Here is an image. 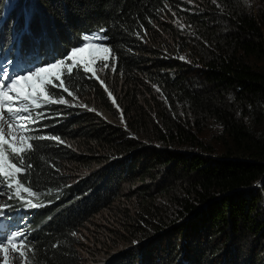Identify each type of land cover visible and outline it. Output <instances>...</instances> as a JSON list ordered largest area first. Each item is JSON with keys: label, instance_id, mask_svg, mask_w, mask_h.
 <instances>
[{"label": "trees", "instance_id": "obj_1", "mask_svg": "<svg viewBox=\"0 0 264 264\" xmlns=\"http://www.w3.org/2000/svg\"><path fill=\"white\" fill-rule=\"evenodd\" d=\"M243 1L25 0V20L16 13L2 23L0 60L19 67L42 54L64 58L84 34L105 30L102 46L125 80L111 90L125 124L93 110L42 109L62 115L32 134L63 143L36 141L25 158L33 165L25 186L37 193L27 199L42 206L4 208L35 248L22 264H85L84 251L113 248L102 264H264V13ZM2 9L0 0V19ZM66 84L78 99H65L112 109L95 79L76 73ZM152 88L158 108L140 98ZM254 105L259 131L246 121ZM209 121L228 139L222 153L202 138ZM104 213L108 224L97 221Z\"/></svg>", "mask_w": 264, "mask_h": 264}, {"label": "snow or ice", "instance_id": "obj_2", "mask_svg": "<svg viewBox=\"0 0 264 264\" xmlns=\"http://www.w3.org/2000/svg\"><path fill=\"white\" fill-rule=\"evenodd\" d=\"M28 31L29 28L25 25L23 32L27 34ZM102 34L103 30L93 36L98 44L94 47L89 59H77L78 53L85 50L77 46L70 49V55L57 61L45 62V66L13 69V60L7 58L0 60V188L11 192L12 195L8 196V199L20 201L22 207L42 206L31 199H25V196L21 194L23 192L31 197L37 195L32 191V186H25L28 182V173L33 167L32 164L26 163V156L35 150L36 141L49 140L58 144L63 143L59 136L32 134L36 131L32 125L38 124L43 119H56L62 115L59 109L48 113L42 109L52 108L53 105L75 106L65 99L64 94L74 100L78 99L75 91L70 90L66 84V80H72L76 73L95 79L107 90V86L97 75V69L93 66L99 61L102 65L101 71L110 68L108 62L112 50L102 46L106 40V36ZM85 47L90 46L85 43ZM97 52H102L103 55H97ZM111 58L114 60V57ZM111 70L114 71L115 68L112 67ZM57 94L59 98H55ZM107 95L111 97L112 94L109 91ZM113 103L115 104L114 99ZM19 177L24 178V183L20 182ZM8 207L12 206L8 205ZM5 215L6 211L0 208V216ZM14 241H18L19 246ZM26 241L27 234L22 229L0 238L4 264L8 261L9 247L22 260L28 254L35 252V248L30 242L26 244ZM57 246L53 245V247Z\"/></svg>", "mask_w": 264, "mask_h": 264}, {"label": "rangeland", "instance_id": "obj_3", "mask_svg": "<svg viewBox=\"0 0 264 264\" xmlns=\"http://www.w3.org/2000/svg\"><path fill=\"white\" fill-rule=\"evenodd\" d=\"M239 1L242 2L243 0H239ZM243 2L245 3V5H247V7L249 9H252L256 15L264 13V2L262 0H244ZM24 3H25V0H4V6H3V14L4 15H3L2 22L5 21V17H4L5 14L7 13V15H10L12 12H18V15L23 17L22 20L23 19L25 20L24 15H27V14H25V13H27V11H26V9L24 10V7H23ZM0 22H1V20H0ZM96 45L97 44L90 45V47H82L85 50L81 53H78L77 59H89L90 54L92 53V51ZM96 54L97 55H103L102 52H97ZM67 55H70V53H68ZM108 63L110 65V68L104 69L103 71L100 70L102 68V65L99 63V61H97L96 64H94L93 66L97 69V75H99L100 79L103 80L105 85L107 86V90H105L104 88L103 89L106 92H109V91L111 92V90H113V87H115V85L120 87L125 80H122V78H120V81H118L119 75L117 76V73L115 71L111 70V68L114 67L111 58H110ZM198 89L201 90L202 88L198 87ZM151 91H152V93L147 92L148 95H145V96L141 93L140 98L142 99V102L152 103L153 107L158 108V106H161V104L163 102L162 101V94L156 88H152ZM56 98H59V97H56ZM156 99L159 101H156ZM221 99H227L229 101V103H231V104L234 101L233 96H230L226 93L222 95ZM110 100H111L110 104H111V108H112L110 111H106V110L101 109L99 107V104H96L95 106H89L86 102H78V101H72V100H68V101L70 104L75 105V106L70 107V108H75V109L81 110V111H84L86 109L87 110H93L96 114H100L105 120H107L110 123H117L120 125L125 124L126 119H125V117H123V114H121L123 112L124 104H123V107H121V105H119L116 102L114 104L112 95L110 97ZM81 105H84V106H81ZM117 105H118V107H117ZM163 105L168 111H171L172 108L169 109L170 107L168 106V104L163 103ZM249 109H250L249 112L246 111V114H248V116L246 117V121L248 122V125L250 126V128L252 130L259 131V129H261V127L263 126V125H260V123L257 120V116H258L260 110L256 106L251 107ZM182 110H181V112H182ZM256 112H257V114H256ZM239 114H242V111L239 112ZM33 126L34 125H32V128H33ZM6 135H7V131H6ZM202 138L204 139V141L207 144H211L213 149L218 153H222L225 150H227V147L229 145L227 137L221 133V128L219 127V125L217 123H215L213 121H209L207 123V128L205 130L204 135H202ZM194 151H196V150H194ZM140 187H142V185L138 184L137 187H134V189H131L129 191L130 194L135 193L137 190H139ZM122 188H123V190H127L129 188V182H123ZM157 190H158V188L154 187L152 192H157ZM21 194L23 196H25V199H27V197H28L27 194H25L23 192ZM10 195H12V193L8 192L7 189L0 188V208L4 209L5 207H7V204L9 201L8 196H10ZM108 218H109V215L104 213L103 218H101V217L97 218V221L101 224H105V223L108 224ZM90 228L88 230H90ZM20 229H22L24 231V228L20 227ZM92 229L93 228H91V230ZM88 230L84 231V236L82 238V242L84 243V245L86 246V248L89 251L92 249V247H94L93 242H92L94 237L92 235L90 237H87L88 232H89ZM102 231H105V230L102 229ZM94 232H96V231H94ZM97 232H99V231H97ZM105 234H106V232H104L103 234H99L97 236H98V238L102 239V238H105ZM246 240H247L248 244L252 243L250 236L247 237ZM15 243H17V246H19L18 241H15ZM246 248L250 249V248H252V245H249ZM96 249H98V248H96ZM115 251H116V248H113L109 252H111L110 254H112ZM109 252L106 250L100 251V249H98V253L92 257L91 254L87 255V252L84 251V254H83L84 260L83 261L85 264H102L104 262V260L109 256ZM104 253H107V254H104ZM22 261L23 260L16 255V253L11 249V247H9V255H8L7 264H22ZM0 264H4V253L2 250H0Z\"/></svg>", "mask_w": 264, "mask_h": 264}, {"label": "bare ground", "instance_id": "obj_4", "mask_svg": "<svg viewBox=\"0 0 264 264\" xmlns=\"http://www.w3.org/2000/svg\"><path fill=\"white\" fill-rule=\"evenodd\" d=\"M14 48V47H13ZM4 50H6V49H4ZM3 50V51H4ZM23 51V50H22ZM13 54V53H12ZM18 54V53H17ZM22 55V54H21ZM7 56V55H6ZM20 56V55H19ZM13 57H14V55H13ZM40 57V56H39ZM12 58V57H11ZM15 58V57H14ZM30 60V59H29ZM14 61V60H13ZM17 62V61H16ZM24 62V61H23ZM27 62V61H26ZM19 63V62H18ZM31 65V64H30ZM33 65V64H32ZM26 66H27V64H26ZM22 67V66H21Z\"/></svg>", "mask_w": 264, "mask_h": 264}]
</instances>
